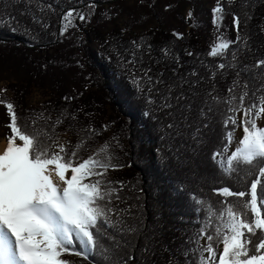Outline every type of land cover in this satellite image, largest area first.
Segmentation results:
<instances>
[{"label": "snow or ice", "instance_id": "obj_1", "mask_svg": "<svg viewBox=\"0 0 264 264\" xmlns=\"http://www.w3.org/2000/svg\"><path fill=\"white\" fill-rule=\"evenodd\" d=\"M235 2L218 0L212 10L218 35L207 56L219 58V62L200 61L207 69L206 76L196 67L181 73L179 55L167 46L161 47L160 58H153L155 64L164 66L155 73L143 60L144 55L151 57V44L145 47L142 40L134 39L131 47L117 50L118 62L148 106L144 114L158 121L159 139L167 145L161 160L182 177L176 192L186 195L184 206L194 214V225L189 222L185 227L183 215L178 217L179 225L166 224L163 219L152 225L143 220L130 223L126 217L132 216L131 206L119 207L126 202L120 194L124 182L107 178L110 171L125 166L113 162L111 145L105 143L102 149L81 158L53 136L58 126L78 119L70 110L60 111L51 132L27 131L36 121L22 126L14 104L0 100L10 130L0 154V264H70L63 258L69 253L89 264H160L157 258L164 254L163 264H264V127L258 124L264 119V94L258 95L264 93V59L241 63L240 55L245 49L251 51L252 37L242 35L240 15L231 14L235 40L225 39L220 31L225 27L227 7ZM244 3L250 6L249 0ZM13 4L23 5L19 15L27 20L16 16L5 20L0 15V26L16 31L24 24L26 33L50 28L49 13L56 12L52 4L45 0H13ZM85 7L92 12L61 10L59 36L90 22L97 5L89 0ZM251 19L253 16L246 14V20ZM173 35L183 39L181 33ZM185 54L194 55L187 50ZM166 71L171 73L167 79ZM231 73L233 79L221 90L219 83ZM241 128L242 136L230 152L234 134ZM81 130L87 136L77 148L103 134L91 125ZM102 152H106L104 158ZM251 176L255 178L246 190H233L226 183H240ZM185 184L200 192L211 185V195L187 192ZM170 232L175 235L168 238Z\"/></svg>", "mask_w": 264, "mask_h": 264}, {"label": "trees", "instance_id": "obj_2", "mask_svg": "<svg viewBox=\"0 0 264 264\" xmlns=\"http://www.w3.org/2000/svg\"><path fill=\"white\" fill-rule=\"evenodd\" d=\"M158 1L144 0L140 5L143 16L139 17L128 15L126 12L128 9H124L126 7L118 8L127 0H94V3L97 7L115 6L111 11L118 9L119 12L127 14L128 23L124 27L131 34L132 29L147 20L145 15L159 17L153 5L155 2L156 6ZM45 2L52 4L56 9L55 14L49 13L50 28L47 31L38 30L36 33H26L24 24L17 26L16 31L0 26V72L10 73L19 82L9 85L12 92L11 98L0 96V100L14 104L20 118L18 122L22 126L26 123L31 125L32 120L36 121L35 125L26 128L27 131L40 130L44 132L47 129L51 132V125L60 115V111L62 109L70 110L78 119L67 121L58 126L53 136L59 138L62 135H67L69 138L67 142L71 141V144L67 143L69 151L76 150L81 158H87L90 151L106 138H112L115 142L118 139L119 143L116 142V145L112 147L115 152L113 162L125 166L119 170L110 171L107 178L124 182V191L120 194L125 197L126 202L119 203V207L131 206L129 211L132 216L126 217L130 223L143 220L146 224L152 225L155 220L163 219L166 224L175 222L179 225L178 217L183 215L185 227H188L189 222L194 225V214L184 206L186 195L184 193L178 195L176 192L182 177L174 170L167 169L161 160L167 151V145L159 139L161 128L157 127L158 121L144 114L148 110V106L145 105L132 84L129 73L118 62L117 50L123 51L125 48L131 47V41L134 39L142 40L145 47L147 44H151V57L144 55L143 60L144 66H151L155 73L156 70L163 69L164 66L155 64L153 58H160L162 56L161 47L167 46L179 55L180 63L183 64V67L180 68L181 73L196 67L202 76H206L207 69L200 65V61L203 60L214 65L219 62V58L207 56L211 46L205 43L204 33L196 16L194 15L187 21L189 30L183 33V39H177L173 35L174 32H165L160 29L147 31L140 36H126L118 25L119 19L117 18L108 21L112 27L107 34L103 31L105 21L103 23L98 18L90 30L91 39L78 38V34L73 37L72 35L61 37L59 36L61 10L83 8L89 0H83V3L81 0H45ZM187 3L189 6L193 5L192 0H188ZM249 4L250 6L245 5L244 0H236L234 4L227 7L225 14L231 19H233L232 13L240 15L242 35L247 34L252 37L251 51L245 49L244 54L239 57L242 64H254L257 59H264V31H261L264 28V0H249ZM20 7L23 5L14 6L13 0H0V15L5 20L9 16L27 20L26 17H20ZM246 14L252 15L253 19L246 20ZM92 23L90 24L92 25ZM90 40L97 45L98 53L88 47ZM186 50L193 52L194 55L187 56ZM71 63L79 64L85 72L86 79L83 84L89 83L91 88H95V91L80 87L76 93L72 94L70 88L73 86L74 77L71 73L72 68L69 66ZM128 67L131 68V66ZM170 76L171 73L166 71L165 78ZM233 77L234 73L227 74L218 87L221 90L226 89ZM33 83L48 87L50 88L48 90L52 91L51 96L46 97L49 99L44 100L37 107L28 105L29 91ZM261 94L264 93L258 95ZM66 96L74 97V99L66 101L64 99ZM88 115L91 116V119H88ZM102 115L107 118L105 124L109 127V137L106 135L108 133H104L102 130L104 125V120L101 119ZM8 122L6 107L0 104V130L3 131L4 139H6V135H10V130L6 127ZM87 125L102 131L103 134L95 139H89L77 148L78 142L87 136V133L81 130ZM110 145L113 143L111 142ZM254 178L255 176L248 177L246 181L240 183L226 180V183L233 190L241 191L246 190ZM184 187L187 192H196L197 195L204 197L211 195V185L204 186L203 192H200L198 187L189 184H185ZM213 199L218 198L213 197ZM112 206H117L115 200H113ZM173 235L175 233H168V238ZM63 258L70 261V264H89V261L71 253L66 254ZM166 258L167 254H164L157 259L160 260V264H163ZM95 259L99 260V257H95Z\"/></svg>", "mask_w": 264, "mask_h": 264}, {"label": "rangeland", "instance_id": "obj_3", "mask_svg": "<svg viewBox=\"0 0 264 264\" xmlns=\"http://www.w3.org/2000/svg\"><path fill=\"white\" fill-rule=\"evenodd\" d=\"M226 1V0H225ZM144 2V0H127L126 3H124L121 7L118 6V8H124L127 12L128 15H134L136 17H139L142 15V11L140 8V5ZM188 0H159L156 3L154 2V8H156V12H158V18L153 17V15H145L147 17L146 21L141 22L140 26L136 27L135 29H132V33H128L127 30L125 29L124 25L128 23L127 21V14H124L122 12L117 11H111L113 10L115 6L112 7H107V6H100L95 8V15H93L90 19V22L88 23H83L80 24V28H72L70 29L69 33L67 36L72 35L73 36H79L78 38L84 37L85 39H91V34L90 30L94 26V21H98L97 19L100 18V20L105 21V24H103V31L104 33H109L111 30V25L108 24L109 20H112L113 18L119 19L118 25L122 29L123 33L126 36H140L144 34L147 31L153 30V29H160L161 31L165 32H177L183 34L184 32H187L189 29L187 27V21L189 19H192L194 15L196 16V20L199 23L200 27L202 28L201 30L204 33V41L206 44L212 46L213 43L216 41V37L218 35L216 29L213 27L212 24V10L216 6L218 0H192L191 6L187 3ZM84 11L87 13H91L92 9L83 7ZM189 12L192 13V16L189 17L188 14ZM143 16V15H142ZM182 20V22H180ZM127 21V22H126ZM93 22V23H92ZM79 23V21H77ZM92 23V25L90 24ZM224 28H222L220 31L224 33V38L225 39H230L234 40L236 37L234 28L232 27V19L225 15V18L223 20ZM145 27H142V26ZM82 27V28H81ZM81 29V30H78ZM88 47L98 53V48L97 45L92 43L91 40L88 44ZM52 51L50 52V54ZM52 56V55H51ZM71 69V73L73 74V86L70 88V91L72 94L76 93L80 87L86 88L87 90L93 89L95 91V88H91V85L89 83H84L85 82V72H83V69L79 66V64L76 63H71L69 65ZM107 66L109 67V64L107 63ZM19 83L16 78H14L10 73L8 72H0V96H7L9 98L12 97V92L9 89L10 84H16ZM21 84V83H20ZM50 88L48 87H42L37 84L32 85V88H30V95L28 98V105L32 107H37L40 106L44 100H46L47 96H51L50 93L52 91H49ZM6 90V91H4ZM242 116V113L240 114ZM240 116L238 118L240 119ZM88 119H91V116L88 115ZM101 119L104 120V125L102 127V130L106 134L107 137L110 135V131L108 130V126L105 124L107 121V118L102 115ZM92 121V120H89ZM91 124V122H90ZM258 124L261 127H264V119H261L258 121ZM105 126L107 127V130L105 131L104 128ZM3 131L0 130V145L4 146V150L6 148V139L2 137ZM235 141L232 145L231 150H234L236 147L239 139L242 136V128L237 129L235 132ZM60 143H65L67 145V140H69L67 135H62L58 138ZM111 140V141H110ZM113 143L111 145V150L114 145H116V142L112 140V138L108 139L106 138L105 141H103L101 144H99L95 149L91 150L88 156L92 155L93 152H96L100 149L103 148L105 143ZM19 143V141H18ZM113 151V150H112ZM115 152L113 151V154ZM106 156V152L101 153V158H104ZM222 251V244L219 247V252Z\"/></svg>", "mask_w": 264, "mask_h": 264}, {"label": "bare ground", "instance_id": "obj_4", "mask_svg": "<svg viewBox=\"0 0 264 264\" xmlns=\"http://www.w3.org/2000/svg\"><path fill=\"white\" fill-rule=\"evenodd\" d=\"M4 151V146L0 145V154H2Z\"/></svg>", "mask_w": 264, "mask_h": 264}, {"label": "built area", "instance_id": "obj_5", "mask_svg": "<svg viewBox=\"0 0 264 264\" xmlns=\"http://www.w3.org/2000/svg\"><path fill=\"white\" fill-rule=\"evenodd\" d=\"M46 99H49V98H46Z\"/></svg>", "mask_w": 264, "mask_h": 264}]
</instances>
